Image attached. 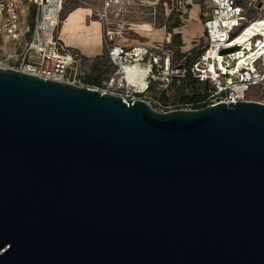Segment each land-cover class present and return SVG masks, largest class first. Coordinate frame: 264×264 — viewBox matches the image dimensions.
Listing matches in <instances>:
<instances>
[{"label":"water","instance_id":"obj_1","mask_svg":"<svg viewBox=\"0 0 264 264\" xmlns=\"http://www.w3.org/2000/svg\"><path fill=\"white\" fill-rule=\"evenodd\" d=\"M0 264H264V103L157 111L0 67Z\"/></svg>","mask_w":264,"mask_h":264},{"label":"built area","instance_id":"obj_2","mask_svg":"<svg viewBox=\"0 0 264 264\" xmlns=\"http://www.w3.org/2000/svg\"><path fill=\"white\" fill-rule=\"evenodd\" d=\"M260 1L264 7V0ZM62 3L63 0H0V67L79 85L82 71L91 57L66 46L56 36ZM196 3L205 9L204 13L201 12L203 31L200 36L205 49L191 63L190 68L195 70L200 80L213 83L210 92L201 102L208 106L245 100L248 89L264 87V60L261 61L264 55L255 57L251 67H237L236 57L243 48L233 45L239 43L236 42V34L247 23L257 22L256 19L263 16L248 19L243 6L236 0H173L171 10L179 19L184 20L189 8ZM90 15L99 24L102 43L106 47L105 58L114 67L113 73L103 81L105 88L100 91L119 95L125 102L140 99L148 104L142 93L156 80L157 75L163 73L172 79L181 71L175 62L170 32H166L162 40L153 44H125L130 38L129 31L133 30L135 24L144 23L146 17L138 4L135 6L130 0H103L100 7L90 12ZM145 23L154 26L153 22ZM262 38L263 35L259 34L250 38L254 52ZM122 39L124 42L120 43ZM193 42L194 47H197L201 40ZM228 48L233 50L222 52ZM209 50L215 51L221 58L219 62L225 67L220 69L216 63V78L209 72L206 63L209 59L214 60L208 54ZM185 59L186 56H182L178 65ZM126 64H141L147 68L145 84L141 89L135 84L140 76L138 72H135L132 80L124 76L123 67ZM185 106L192 108L191 104Z\"/></svg>","mask_w":264,"mask_h":264},{"label":"rangeland","instance_id":"obj_3","mask_svg":"<svg viewBox=\"0 0 264 264\" xmlns=\"http://www.w3.org/2000/svg\"><path fill=\"white\" fill-rule=\"evenodd\" d=\"M133 5L136 6L138 4L141 7V10L145 14L144 23H138L140 25H134L133 30L129 31L128 36L130 37L125 44H140L147 39L143 37L144 35H153L156 32L162 29L166 30V32H170L172 35V46L175 50V62L177 67H179L178 63L180 62L179 54L189 55V57L195 52H201L205 49L203 39H200L201 28L203 31V27L196 25L195 30H200V33H196L193 37L194 40H201V43L197 47H193L189 51L185 50L184 47H180L173 41V34L175 33V27L180 25L185 26L188 23L186 20V16L184 20L179 19V17L175 14L174 11L171 10L173 0H130ZM244 8V13L248 19L262 17L264 16V7L260 0H236ZM263 1V0H262ZM103 0H63L62 8L58 16V24L55 30L56 36L60 37V29L67 21L68 17L74 10H78L83 16L81 22H78L75 27L79 29V34H84L85 32H89L93 34L95 31H99L96 26V19L90 12L94 11L96 8L100 7ZM207 4H209L207 2ZM251 4V5H249ZM200 12L204 13L205 9L200 6ZM259 19V18H257ZM92 21V23H91ZM145 22H153L154 26L152 27L150 24ZM93 23L95 25H93ZM179 24L178 26H174ZM202 26V22L200 23ZM93 26V27H90ZM155 27V28H154ZM95 34V33H94ZM92 37L91 40H93ZM124 39L120 43H123ZM194 43V42H193ZM152 44V43H145ZM181 46L184 44L181 42ZM73 48V47H72ZM76 49V48H74ZM77 50V49H76ZM106 47L103 43L102 51L99 55L91 57V61L87 63L85 68L83 69V73L81 74V80L79 85L88 86L90 88H98L103 89L104 80L109 77L114 70V67L108 62L105 58ZM189 57L183 61V64H189ZM264 58L261 59L263 61ZM180 68V67H179ZM189 72L192 76L195 75L194 69H189ZM176 79L171 80L166 74L159 73L156 77L155 81H152L150 87L142 93L144 99L148 102L153 109L157 111H168L174 110L178 108H188L187 106L180 107L179 99L181 96V92L184 89V84L186 82V78H188L185 70L181 69V71L175 75ZM95 80L100 79V84L95 85L92 81H87V79ZM223 79V78H222ZM208 91L210 92L212 88V81H207ZM139 96V95H138ZM245 100H253L264 103V87H252L248 89L245 93Z\"/></svg>","mask_w":264,"mask_h":264},{"label":"crops","instance_id":"obj_4","mask_svg":"<svg viewBox=\"0 0 264 264\" xmlns=\"http://www.w3.org/2000/svg\"><path fill=\"white\" fill-rule=\"evenodd\" d=\"M83 16L81 13L76 9L74 10L70 16L68 17L67 21L60 29V38L63 40L64 44L69 47L76 48L78 51H80L83 55L87 57H94L97 56L101 53L102 51V39H101V33H100V27L99 24L96 22V26L99 31H95L93 34L89 32H85L84 34H79V29L75 27V25L78 22H81ZM186 20H188V23L185 26H178L175 27V33L179 32L180 33V40L185 46V50L183 51H189L194 47V36L196 33H200L199 31L201 30L200 36L202 34V28L198 31L195 30V26L199 25L201 26V20H202V13L200 12V5L199 4H193L189 10L188 13L186 14ZM92 23V21H91ZM93 25H95L93 23ZM93 27V26H90ZM187 27V28H185ZM161 30L156 32V34L153 35H144L147 40L143 41V43H154L156 41H160L163 39L164 35L166 34V30L160 28ZM191 30V31H190ZM188 39H184V37ZM92 37L93 40H91ZM186 41V42H185Z\"/></svg>","mask_w":264,"mask_h":264},{"label":"bare ground","instance_id":"obj_5","mask_svg":"<svg viewBox=\"0 0 264 264\" xmlns=\"http://www.w3.org/2000/svg\"><path fill=\"white\" fill-rule=\"evenodd\" d=\"M53 2V0H50ZM53 10V8H52ZM51 10V11H52ZM257 22H249L247 23L242 29L241 31L236 34L237 35V39L236 42L239 43H235L233 46L236 47L238 46V48L242 47L243 50L240 51V53L237 54V67H243L245 65L251 67V64L253 63V61L255 60V57L264 55V16L262 18L256 19ZM187 28V27H185ZM191 31V30H190ZM263 35V38L256 44L257 46V51L254 52V47L252 46V42L250 41V38L254 35ZM184 39H188L186 38V36L184 37ZM186 42V41H185ZM185 46V45H184ZM208 54H210V56H212L214 58V60H208L206 63L209 66V72L212 74L213 77H218V73H217V67H216V63L218 64L220 69H225L224 65L221 64L219 61L221 60V58L215 53L214 50H209ZM259 54V55H257ZM213 62H215V64H213ZM250 69V68H249ZM124 70V76L128 79V80H132L133 79V75L135 74V72H138L140 74L139 78H137V80H135V84L141 89L144 84V77L145 74L147 72V68L141 64H126L123 67Z\"/></svg>","mask_w":264,"mask_h":264},{"label":"trees","instance_id":"obj_6","mask_svg":"<svg viewBox=\"0 0 264 264\" xmlns=\"http://www.w3.org/2000/svg\"><path fill=\"white\" fill-rule=\"evenodd\" d=\"M179 24H176L174 26H178ZM173 41L177 45H181L180 40V33L176 32L173 34ZM200 52L193 53L190 57L189 55H183L180 53V56H186V58L189 57V64H183L180 63L179 67L186 71L187 77L186 82L184 84V89L181 92L180 101L179 104L180 107H184L186 104H191L192 108H201L204 107L205 104H203L201 101L206 97L207 91H208V85L206 80H200L197 76H192L189 72L191 63L197 58ZM176 79V76H173L171 80ZM87 81H92L93 84L99 85L100 79L90 80L89 78Z\"/></svg>","mask_w":264,"mask_h":264}]
</instances>
